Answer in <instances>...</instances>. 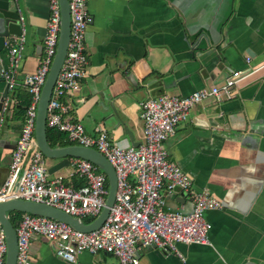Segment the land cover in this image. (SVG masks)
I'll use <instances>...</instances> for the list:
<instances>
[{"label": "crops", "instance_id": "1", "mask_svg": "<svg viewBox=\"0 0 264 264\" xmlns=\"http://www.w3.org/2000/svg\"><path fill=\"white\" fill-rule=\"evenodd\" d=\"M14 1L23 18L24 43L0 129V188L24 116L20 97L30 96L23 79L44 55L49 18L47 0ZM87 7L92 23L85 36L86 74L79 90L62 102L89 137L106 132L117 147H136L143 128L141 102L188 96L223 84L235 70L256 69L238 83L230 100L195 105L164 143L193 188L222 205L205 213L209 243L179 245L185 262L150 246L141 251L139 264H264V0H89ZM18 37L5 40L0 70ZM3 92L0 78V99ZM60 166L69 169L60 174ZM49 171L67 185L81 184L69 157ZM166 206L187 213L192 202L175 191L166 195ZM30 255L33 264H120L112 255L87 252L67 263L39 237L31 239Z\"/></svg>", "mask_w": 264, "mask_h": 264}, {"label": "built area", "instance_id": "2", "mask_svg": "<svg viewBox=\"0 0 264 264\" xmlns=\"http://www.w3.org/2000/svg\"><path fill=\"white\" fill-rule=\"evenodd\" d=\"M47 1L49 18L43 39L44 55L36 71L23 79L31 101L12 151L8 176L0 188V203L8 198L32 201L90 223L105 206L108 193L106 175L87 160L69 158L74 175L83 180V186L76 189L67 185L62 176L48 175L45 156L35 145L37 104L56 53L60 32L59 1ZM88 1L68 0L69 42L47 105L46 128L64 134V142L93 148L107 159L116 175L114 202L102 225L89 232L78 231L67 223L45 216L24 213L15 228V264H33L30 244L36 237L50 241L57 258L68 263H75L80 254L87 252L112 255L120 264H139L141 251L150 246L173 253L185 262L176 244H208L211 225L205 219V213L220 210L222 205L207 191L193 188L190 177L169 158L164 143L174 135L176 126L187 119L195 105L209 99L215 102L230 100L238 83L256 69L235 70L223 84L199 89L188 96L160 95L141 102L143 128L141 142L136 147L119 148L106 132H100L95 138L89 137L83 125L71 118L70 106L62 102L63 97L79 90L80 80L86 74L85 36L92 23ZM22 21L20 16L21 25ZM23 43L22 32L18 39L15 38V47L7 49V65L0 70V78L8 92L15 89ZM248 64L249 58L245 61V65ZM10 105V97L6 96L0 109V129L3 115L9 112ZM175 191L190 198L192 207L189 212L172 211L166 206V195ZM6 252L5 235L0 231V264L5 263Z\"/></svg>", "mask_w": 264, "mask_h": 264}, {"label": "water", "instance_id": "3", "mask_svg": "<svg viewBox=\"0 0 264 264\" xmlns=\"http://www.w3.org/2000/svg\"><path fill=\"white\" fill-rule=\"evenodd\" d=\"M60 5V32L57 43L56 53L51 63L47 78L41 89L40 98L36 109L34 139L37 149L46 157L52 159L61 158H79L87 160L96 165L107 177L108 193L105 206L96 219L90 223H85L69 214L62 212L54 207L45 204L26 201L21 199L8 198L0 203V227L5 235L7 252L4 264H15L17 257V235L16 230L9 220V214L12 212L28 213L33 215L45 216L67 223L74 229L82 232H89L99 228L106 219L109 210L114 202L116 191V175L114 169L107 159L93 148L70 145L65 147H51L46 137V111L50 100L52 89L56 77L63 64L70 33V13L68 0H58ZM20 10L16 8L14 0H0V52L4 49L5 40L9 37H18L21 35ZM7 94V88L4 85V92L0 99V109L2 100ZM177 165L183 168L175 161ZM186 173V172H185ZM187 174V173H186ZM188 175V174H187ZM189 176V175H188ZM190 177V176H189ZM191 179V178H190ZM201 191V190H197ZM185 245L182 243L176 244ZM164 254H167L164 251ZM78 258V257H77ZM65 262V261H64ZM68 263V262H67ZM252 264V263H248Z\"/></svg>", "mask_w": 264, "mask_h": 264}, {"label": "trees", "instance_id": "4", "mask_svg": "<svg viewBox=\"0 0 264 264\" xmlns=\"http://www.w3.org/2000/svg\"><path fill=\"white\" fill-rule=\"evenodd\" d=\"M20 98H21L20 106H23L20 109V113L23 116L24 113H25V110L30 105V96L28 94H23ZM46 137H47L48 143L53 148H55V147H65V146L71 145V144H69L67 142H64V137H65L64 134L51 131V130H49L47 128H46ZM75 182H76V180H75ZM80 182H81V184L74 186V188H76V189L80 188L82 186L83 180L81 179ZM22 214L23 213H20V212H12V213H10L9 220L12 223V225L14 226V228L17 227ZM84 222L87 223L88 220H85Z\"/></svg>", "mask_w": 264, "mask_h": 264}, {"label": "rangeland", "instance_id": "5", "mask_svg": "<svg viewBox=\"0 0 264 264\" xmlns=\"http://www.w3.org/2000/svg\"><path fill=\"white\" fill-rule=\"evenodd\" d=\"M66 158H61V159H52V158H45V169L48 173L49 176H57L56 174H52V172L50 173V168H51V165L54 163V162H62L63 160H65ZM66 169H69V168H65L63 166H60L59 168V173L60 174H64V172L66 171Z\"/></svg>", "mask_w": 264, "mask_h": 264}, {"label": "bare ground", "instance_id": "6", "mask_svg": "<svg viewBox=\"0 0 264 264\" xmlns=\"http://www.w3.org/2000/svg\"><path fill=\"white\" fill-rule=\"evenodd\" d=\"M167 150V149H166Z\"/></svg>", "mask_w": 264, "mask_h": 264}]
</instances>
